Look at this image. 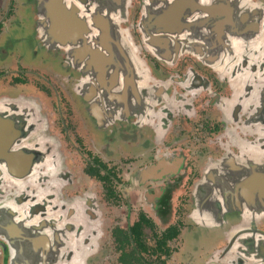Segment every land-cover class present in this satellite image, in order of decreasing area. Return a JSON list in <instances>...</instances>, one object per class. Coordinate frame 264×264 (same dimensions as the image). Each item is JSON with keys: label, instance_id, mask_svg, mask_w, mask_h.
<instances>
[{"label": "flooded vegetation", "instance_id": "flooded-vegetation-1", "mask_svg": "<svg viewBox=\"0 0 264 264\" xmlns=\"http://www.w3.org/2000/svg\"><path fill=\"white\" fill-rule=\"evenodd\" d=\"M144 1L85 74L0 0V264H264V0H164L147 40Z\"/></svg>", "mask_w": 264, "mask_h": 264}, {"label": "water", "instance_id": "water-1", "mask_svg": "<svg viewBox=\"0 0 264 264\" xmlns=\"http://www.w3.org/2000/svg\"><path fill=\"white\" fill-rule=\"evenodd\" d=\"M127 1L92 0L90 12H86L84 9L83 13L80 14L77 8H73L71 4L67 5L65 0H39L37 11L41 13L39 14L40 31L43 32V38L46 42L53 41L66 49H73L74 56L80 57L82 55L81 59H75L76 64L81 67L85 74H94L96 71L105 68L107 54L111 53L109 49L103 47L107 37H110L111 31L119 37H124L122 30L119 28V22L125 18ZM185 1H187L186 6L190 8L197 0ZM80 3L85 6L79 0L77 4ZM166 4L164 0H145L143 2L145 17L140 24V30L145 40L150 39L152 33H155L154 30L159 27V23L169 24L171 17L163 9ZM73 11L75 13L73 19L62 16V14L70 16ZM84 13H91V15H85ZM180 18L182 20L183 15H180ZM63 19H66V22L60 23L59 21H63ZM182 27L183 24H179L177 28L181 29ZM164 30L169 31L168 29ZM121 42L123 43L122 40ZM148 43L151 45L150 40ZM124 51L125 54L120 53L124 59H135L128 48H125ZM100 78L99 72L98 79ZM261 178L263 177H253L251 184L252 189L255 191L253 204L264 208V178L263 180Z\"/></svg>", "mask_w": 264, "mask_h": 264}, {"label": "rangeland", "instance_id": "rangeland-1", "mask_svg": "<svg viewBox=\"0 0 264 264\" xmlns=\"http://www.w3.org/2000/svg\"><path fill=\"white\" fill-rule=\"evenodd\" d=\"M201 226V225H200ZM198 232V234H200L201 233V231L200 230H198L197 231ZM202 233H201V237H202ZM201 239L200 238H195L194 239V237H191V240H190V246H191V255L192 256H194L195 255V253H199V251L197 252V250L201 247ZM200 245V246H199ZM195 248V250L193 251V249ZM194 252V253H193ZM170 262L172 261V264H175L176 263V261H178L177 259H170L169 260ZM200 261V264H201V259L199 260ZM191 264V263H190Z\"/></svg>", "mask_w": 264, "mask_h": 264}]
</instances>
